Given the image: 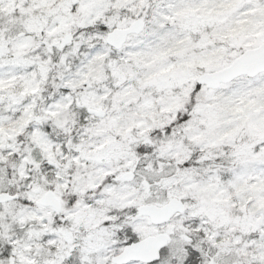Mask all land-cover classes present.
<instances>
[{
  "label": "snow or ice",
  "instance_id": "6c2138e0",
  "mask_svg": "<svg viewBox=\"0 0 264 264\" xmlns=\"http://www.w3.org/2000/svg\"><path fill=\"white\" fill-rule=\"evenodd\" d=\"M0 264H264V0H0Z\"/></svg>",
  "mask_w": 264,
  "mask_h": 264
}]
</instances>
